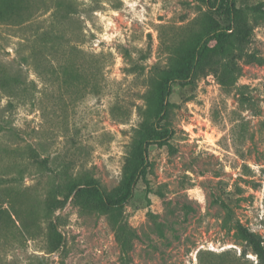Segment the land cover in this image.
Returning a JSON list of instances; mask_svg holds the SVG:
<instances>
[{
  "label": "rangeland",
  "instance_id": "374dc122",
  "mask_svg": "<svg viewBox=\"0 0 264 264\" xmlns=\"http://www.w3.org/2000/svg\"><path fill=\"white\" fill-rule=\"evenodd\" d=\"M216 23L237 48L159 120L162 71ZM0 264H264V0H0Z\"/></svg>",
  "mask_w": 264,
  "mask_h": 264
},
{
  "label": "trees",
  "instance_id": "16d2710c",
  "mask_svg": "<svg viewBox=\"0 0 264 264\" xmlns=\"http://www.w3.org/2000/svg\"><path fill=\"white\" fill-rule=\"evenodd\" d=\"M250 10L256 15L262 13V8L258 5L252 6ZM231 12H236L234 1L231 4ZM230 29L231 28L221 26L219 23L209 26L188 49L182 61L162 71L160 80L157 82L154 91L148 97L149 111L154 114L156 118L159 120L165 119L170 109L174 106V104L169 101V97L172 93V85L174 83H190L196 69L202 67L212 56L219 55L226 57L233 53L237 48V44L233 38L232 32H229ZM212 41H215L213 46L211 45ZM227 67L229 68L230 66ZM158 129H160V132L156 136L148 137L140 133V136L136 139L134 150L126 165L128 173L126 188L129 196L132 194L133 188L140 179H147L149 168L148 147L151 144L170 145L169 140L172 137L170 127L159 126ZM87 187H93L99 193L102 201L106 202L108 205L115 206L117 209L120 208L127 199V197H125L115 201V203L108 201L95 180H90Z\"/></svg>",
  "mask_w": 264,
  "mask_h": 264
}]
</instances>
